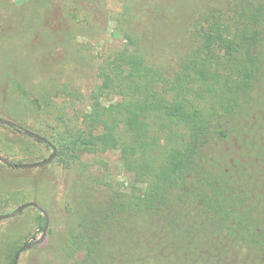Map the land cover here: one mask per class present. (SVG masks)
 Instances as JSON below:
<instances>
[{
  "label": "trees",
  "instance_id": "16d2710c",
  "mask_svg": "<svg viewBox=\"0 0 264 264\" xmlns=\"http://www.w3.org/2000/svg\"><path fill=\"white\" fill-rule=\"evenodd\" d=\"M123 7L126 42L101 55L92 90L61 88L69 98L46 103L54 130L34 131L48 142L7 137L0 153L51 150L68 170L69 264H264V0ZM10 194L1 207L31 195ZM19 247L0 240V264Z\"/></svg>",
  "mask_w": 264,
  "mask_h": 264
},
{
  "label": "rangeland",
  "instance_id": "374dc122",
  "mask_svg": "<svg viewBox=\"0 0 264 264\" xmlns=\"http://www.w3.org/2000/svg\"><path fill=\"white\" fill-rule=\"evenodd\" d=\"M124 3L125 0H0V116L32 131L54 130L48 124H53L57 105L47 107L48 99L61 104L63 98H69L61 90L66 85L89 93L98 81L101 55L126 42L119 19ZM75 105L79 111L83 109L80 103ZM66 108L67 114L71 113V108ZM23 134L29 135L0 123V148L4 149L7 137ZM11 145L18 148L16 142ZM51 152L23 162H39ZM104 157L112 171L119 173L118 153L107 152ZM8 159L20 163L22 155ZM55 159L35 168L13 167L15 173H5L6 168L0 165V199L11 198V192L31 194L24 202L0 205V214L29 201L37 202L35 198L46 200L48 205L40 204L49 215L43 241L24 250L18 264H69L62 246L68 224L65 194L69 174ZM116 177L123 178L121 174ZM38 210L27 207L18 215L0 221V240L20 239L21 247L40 237Z\"/></svg>",
  "mask_w": 264,
  "mask_h": 264
},
{
  "label": "water",
  "instance_id": "95a60500",
  "mask_svg": "<svg viewBox=\"0 0 264 264\" xmlns=\"http://www.w3.org/2000/svg\"><path fill=\"white\" fill-rule=\"evenodd\" d=\"M0 122L6 124L8 126L15 127V128L19 129L20 131H22V132H24L26 134L33 135L36 139H39V140H41V141H43L45 143L48 142L47 138H45L44 136L40 135L37 132H34V131L30 130L29 128H26L25 126H22L21 124L13 121L11 119H8V118H5L3 116H0ZM55 152H56V148L54 147V153ZM53 158H54V155H51L50 157H48V158H46L44 160H41L39 162H20V163H18V162H12L6 156H4L3 154L0 153V161L2 163H4L5 165H8L10 167H19V168H35V167H38L40 165H45V164L50 163L53 160ZM31 206L36 207L37 209H39L40 211H42L46 215V223H45L43 232H42L40 237H38L37 239H34L31 242L25 243L23 246H21L18 249V251L15 254L13 264H18L20 254L24 250L30 249V248L40 244L43 241V239L45 237V234H46V231H47V228H48V224H49V215H48L47 210L45 208H43L36 201H29V202L23 203V204L19 205L18 207H16L14 210H12L10 212H6V213L0 214V221H2L4 219H8V218H11V217H14V216L18 215L25 208L31 207Z\"/></svg>",
  "mask_w": 264,
  "mask_h": 264
}]
</instances>
